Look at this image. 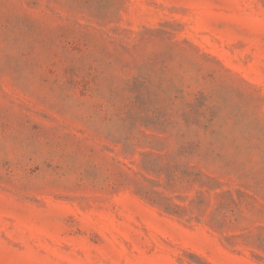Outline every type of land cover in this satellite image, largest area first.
Here are the masks:
<instances>
[{
	"label": "rangeland",
	"instance_id": "1",
	"mask_svg": "<svg viewBox=\"0 0 264 264\" xmlns=\"http://www.w3.org/2000/svg\"><path fill=\"white\" fill-rule=\"evenodd\" d=\"M0 264H264V0H0Z\"/></svg>",
	"mask_w": 264,
	"mask_h": 264
}]
</instances>
